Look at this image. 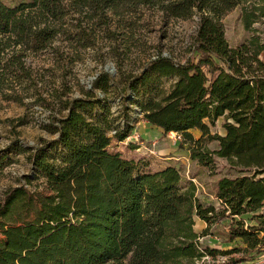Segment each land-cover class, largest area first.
I'll return each mask as SVG.
<instances>
[{
	"label": "trees",
	"instance_id": "trees-1",
	"mask_svg": "<svg viewBox=\"0 0 264 264\" xmlns=\"http://www.w3.org/2000/svg\"><path fill=\"white\" fill-rule=\"evenodd\" d=\"M241 5L243 26L252 35L233 48L222 20ZM143 9L182 20L198 17L192 56L180 64L159 57L118 86L125 117L107 109L116 78L101 73L84 97L62 103L65 116H51L56 138L19 146L33 171L28 181L42 178L46 192L20 186L6 193L0 264H196L205 254L243 253L226 263L239 264L263 252L264 0H30L15 6L0 0V86L35 84L31 57L55 53L61 38L76 51L94 47L114 18ZM58 50L65 63L81 58ZM163 79L175 83L161 95ZM129 105L164 134L179 133L199 165L211 166L215 156L240 170L218 181L220 208L202 203L197 186L184 182L178 168L147 171L140 161L111 151L140 123L131 122ZM220 118L226 134L213 135L211 126ZM206 141H217L218 148L208 149ZM245 215L258 225H247ZM196 218L208 225L200 234ZM225 221L227 243L240 240L243 246H203L200 239Z\"/></svg>",
	"mask_w": 264,
	"mask_h": 264
},
{
	"label": "rangeland",
	"instance_id": "rangeland-1",
	"mask_svg": "<svg viewBox=\"0 0 264 264\" xmlns=\"http://www.w3.org/2000/svg\"><path fill=\"white\" fill-rule=\"evenodd\" d=\"M4 1L8 6H15L30 0ZM241 15L242 5L227 11L222 20L226 39L233 48L247 42L252 35L245 30ZM198 26V17L182 20L166 15L160 10L143 9L124 19L114 18L108 28H102L105 31L98 35L94 47L79 48L76 51L70 48L69 42L64 41L63 38L56 41L54 47L59 49L60 54L66 51L71 57L76 53L81 56L80 60H75L71 64L69 61L65 63L61 60L56 53L57 50L55 53L50 51L40 57H31L29 63L32 64L37 76L35 84L24 83L22 86L13 84L11 88L6 89L0 86V203L6 193L15 187L25 186L32 192H46L42 178L28 181L27 177L33 175L28 153L17 149L19 146L37 147L44 141L56 138L49 126L52 121L51 116L58 118L66 115L67 111L62 110V103L84 97L95 79L106 72L116 78V85L107 96V109L115 118L122 115L125 117L126 110L122 107L118 86H123L129 77L143 72L159 57L171 59L178 64L185 63L192 56V45ZM110 55H115V58H110ZM261 58L264 60V54ZM174 83L173 79H163L160 84L161 95L168 93ZM14 87L15 92L10 90ZM128 113L132 123L137 119L140 123L136 126L131 139L114 143L111 151L120 153L125 159L140 161L142 165L147 166V171L161 170L160 163L163 161L155 157L156 146L152 145V142L157 141L145 142L138 138V131L144 124L138 108L129 105ZM224 121V118H220L215 126H211L213 135L226 134L223 128ZM206 123L209 124V121ZM147 125L152 128L151 124L147 123ZM190 132L197 139L201 136L198 130ZM171 133H168L170 137L168 141L171 143L179 141L183 147V139L176 141ZM133 138L138 139L135 144L132 143ZM133 145H137L138 148L132 149ZM204 145L210 150L218 148L217 141H206ZM185 147L188 148V145ZM184 162V164L177 162L179 164L177 168L184 182H192L198 187L197 197L200 201L212 200L211 196H215L220 179L241 175L240 170L233 167L226 159L215 156L211 166H201L191 158ZM262 212L264 213V209L260 211ZM250 216L245 215L242 219L247 225H258L256 221L253 224V221L249 220ZM227 229L226 226L220 229L215 227L211 234L213 241L227 243L225 241ZM2 239L0 231V241ZM236 245L241 246L238 243ZM225 257L239 259L244 257V254L235 253L230 258Z\"/></svg>",
	"mask_w": 264,
	"mask_h": 264
},
{
	"label": "crops",
	"instance_id": "crops-1",
	"mask_svg": "<svg viewBox=\"0 0 264 264\" xmlns=\"http://www.w3.org/2000/svg\"><path fill=\"white\" fill-rule=\"evenodd\" d=\"M150 126H152V125H150ZM138 132H139V137H138L139 140L141 139L145 142H149L151 140L157 141L155 143V146H156L155 157L163 161L160 163L162 165L161 170H163L167 167H176L177 168V166H179V164L177 162H182V164H184L185 163L184 160L188 161V159L191 158L190 151L188 150V148L185 147V145L183 147H181V142H172L171 143V141H168V140H170L169 135L164 134L163 130H161L160 128H157L155 126H152V128H150L149 125H147V123L144 122V124L140 127ZM132 140H133V142H136V140H138V139L133 138ZM215 194H216V192H215ZM212 197L213 196H211V198ZM201 202L205 203V204H209L212 202V200L204 199V201H201ZM195 222H196L195 231L199 234L202 233L208 226L206 222H204L198 218L195 219ZM252 223L255 224L254 221ZM228 224H229L228 221H225V222L221 223V226L217 225V226L212 227L211 233L213 234V232H214L213 230L215 229V227H216V229H220L222 226L228 227ZM227 233H228V229L226 230L225 235H227ZM262 235H264V232L262 233ZM200 241H201V244L203 246H205V247L208 246L211 249H216L218 251L232 250V249L238 247L236 245L237 243L239 245L243 246V244L240 242V240H236L237 242L235 241L232 243H224V244L218 243L216 241H213V237L211 236V234L202 237L200 239ZM225 241H226V238H225ZM233 244H234V246H233ZM228 257L230 258V256H228ZM243 264H264V250L260 255L256 256L254 259H249L246 262H243Z\"/></svg>",
	"mask_w": 264,
	"mask_h": 264
},
{
	"label": "built area",
	"instance_id": "built-area-1",
	"mask_svg": "<svg viewBox=\"0 0 264 264\" xmlns=\"http://www.w3.org/2000/svg\"><path fill=\"white\" fill-rule=\"evenodd\" d=\"M171 135L176 139V141L177 140L182 141V136L179 133H171ZM128 139H131V137ZM152 145L155 146V143L152 142ZM193 182H194V180H193ZM211 203L214 204L216 206V208L221 207V202L215 196L212 197ZM221 223H223V222H221ZM228 260L229 259H227V257H225L224 255L213 256V255L205 254L200 260L196 261V264H226L228 262ZM239 264H243V263H239Z\"/></svg>",
	"mask_w": 264,
	"mask_h": 264
},
{
	"label": "water",
	"instance_id": "water-1",
	"mask_svg": "<svg viewBox=\"0 0 264 264\" xmlns=\"http://www.w3.org/2000/svg\"><path fill=\"white\" fill-rule=\"evenodd\" d=\"M106 69H108V68H106ZM107 71H108V70H107ZM111 71H112V70H111ZM111 71H110V72H111Z\"/></svg>",
	"mask_w": 264,
	"mask_h": 264
}]
</instances>
